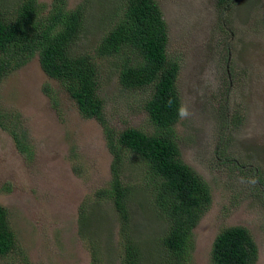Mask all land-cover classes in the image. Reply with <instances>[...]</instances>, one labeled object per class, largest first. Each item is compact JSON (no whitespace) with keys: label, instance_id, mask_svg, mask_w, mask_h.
I'll return each mask as SVG.
<instances>
[{"label":"rangeland","instance_id":"rangeland-1","mask_svg":"<svg viewBox=\"0 0 264 264\" xmlns=\"http://www.w3.org/2000/svg\"><path fill=\"white\" fill-rule=\"evenodd\" d=\"M38 1L45 5L40 18L46 23L54 0ZM66 1L68 11L85 7L77 49L98 66L107 125L81 116L60 83L44 73L38 55L0 81V112L11 128L25 133L27 144L20 150L0 127V205L22 253L0 264H93L90 243L80 234V212L103 203L97 192L112 180L105 129L116 137L129 128L156 132L145 111L153 89H123L116 58L95 57L96 46L123 13L122 0ZM156 1L168 29L169 57L180 65L177 89L189 111L175 126L181 159L212 193L210 208L193 229L189 263L212 264L216 237L242 226L258 246L257 264H264V187L257 180L260 171L264 176V0H238L230 9L220 0ZM19 2L4 0L8 17ZM124 153L127 181L142 187L135 197L142 203H132L131 210L147 242L164 226L148 205L146 167ZM113 215L99 214L95 226L110 227L107 235L117 241ZM112 256L117 260L119 250Z\"/></svg>","mask_w":264,"mask_h":264},{"label":"trees","instance_id":"trees-1","mask_svg":"<svg viewBox=\"0 0 264 264\" xmlns=\"http://www.w3.org/2000/svg\"><path fill=\"white\" fill-rule=\"evenodd\" d=\"M237 1L220 0V3H226L229 8ZM3 3L0 0V81L38 55L44 73L60 83L77 104L81 116L97 120L106 128L98 66L93 56L77 49L85 22L84 5L68 11L66 0H54L44 23L40 11L45 5L38 0H20L10 17L3 11ZM122 3L123 13L96 46L95 57L116 58L123 89H153L145 111L156 132L150 135L129 128L116 137L105 129L113 155L112 180L107 189L97 192L99 203H103L81 209L80 234L90 243L93 264H116V261L119 264H190L193 229L210 208L212 193L203 177L181 159L175 132L180 120L176 108L182 104L177 89L180 65L169 57L168 29L157 1L122 0ZM170 97L175 103L167 107ZM7 118L8 115L0 112V127L9 131L20 150H25V133L18 132L17 127L11 128ZM124 151L146 167L143 186L151 192L148 205L153 208V218L164 226L161 235L157 233L147 242L141 240L142 232L131 210L132 203L138 202L139 206L142 203L135 198L142 187L127 181ZM257 180L264 187L261 171ZM101 213L115 216L117 241L107 235L111 230L107 224V230L95 226ZM116 250H119L117 260L112 256ZM18 254H22L19 240L10 226L7 209L0 205V259L12 260ZM104 255L109 259H103ZM258 258V246L249 230L242 226L224 229L211 251L212 264H257Z\"/></svg>","mask_w":264,"mask_h":264},{"label":"clouds","instance_id":"clouds-1","mask_svg":"<svg viewBox=\"0 0 264 264\" xmlns=\"http://www.w3.org/2000/svg\"><path fill=\"white\" fill-rule=\"evenodd\" d=\"M174 103H175V101L170 97L167 100L166 105H167V107H172ZM176 113H177V116L180 120H184L189 116L188 108L186 105H183V104H180L176 108Z\"/></svg>","mask_w":264,"mask_h":264}]
</instances>
